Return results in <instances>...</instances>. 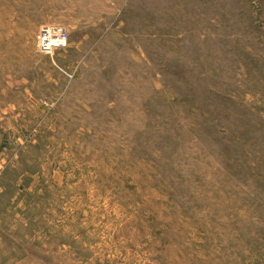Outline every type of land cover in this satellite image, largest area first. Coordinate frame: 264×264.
Masks as SVG:
<instances>
[{
  "label": "rangeland",
  "instance_id": "obj_1",
  "mask_svg": "<svg viewBox=\"0 0 264 264\" xmlns=\"http://www.w3.org/2000/svg\"><path fill=\"white\" fill-rule=\"evenodd\" d=\"M0 264H264V0H0Z\"/></svg>",
  "mask_w": 264,
  "mask_h": 264
},
{
  "label": "built area",
  "instance_id": "obj_2",
  "mask_svg": "<svg viewBox=\"0 0 264 264\" xmlns=\"http://www.w3.org/2000/svg\"><path fill=\"white\" fill-rule=\"evenodd\" d=\"M67 44V34L61 26L43 25L37 34V47L40 53H52L63 49Z\"/></svg>",
  "mask_w": 264,
  "mask_h": 264
}]
</instances>
